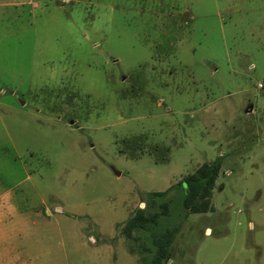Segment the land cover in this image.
Returning <instances> with one entry per match:
<instances>
[{
	"label": "rangeland",
	"instance_id": "1",
	"mask_svg": "<svg viewBox=\"0 0 264 264\" xmlns=\"http://www.w3.org/2000/svg\"><path fill=\"white\" fill-rule=\"evenodd\" d=\"M0 217V264H264V0H0Z\"/></svg>",
	"mask_w": 264,
	"mask_h": 264
},
{
	"label": "trees",
	"instance_id": "2",
	"mask_svg": "<svg viewBox=\"0 0 264 264\" xmlns=\"http://www.w3.org/2000/svg\"><path fill=\"white\" fill-rule=\"evenodd\" d=\"M219 171V163L214 162L213 164H205L202 166L194 175L186 179L182 183L183 193L186 195L188 193V200L184 202L185 205L189 207V209L196 213L201 212L202 210V199L206 200L204 203L207 205L206 207L212 208L211 198H212V189L214 187L215 178ZM176 186L173 185L169 190L174 189ZM160 192L156 193L158 197H160ZM142 215L141 222H147L146 216L145 218ZM131 222L128 223V225ZM164 249L161 253L164 255Z\"/></svg>",
	"mask_w": 264,
	"mask_h": 264
},
{
	"label": "crops",
	"instance_id": "3",
	"mask_svg": "<svg viewBox=\"0 0 264 264\" xmlns=\"http://www.w3.org/2000/svg\"><path fill=\"white\" fill-rule=\"evenodd\" d=\"M4 219L2 217H0V224L2 223ZM210 231V228L208 229Z\"/></svg>",
	"mask_w": 264,
	"mask_h": 264
}]
</instances>
